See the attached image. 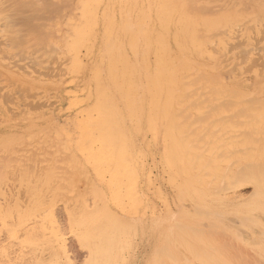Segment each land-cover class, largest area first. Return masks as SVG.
Listing matches in <instances>:
<instances>
[{
    "label": "rangeland",
    "instance_id": "rangeland-1",
    "mask_svg": "<svg viewBox=\"0 0 264 264\" xmlns=\"http://www.w3.org/2000/svg\"><path fill=\"white\" fill-rule=\"evenodd\" d=\"M7 1L0 0V155L7 156L0 158V264H205L220 258L223 248L264 249V0ZM5 17L10 32L3 30ZM9 41L18 44L12 47ZM230 43L240 46L242 59L238 48L229 52ZM174 66L178 76L172 73ZM175 79L179 88L169 97ZM117 125L119 131H112ZM117 133L124 138L117 141ZM19 148L33 150L38 160ZM39 148L46 152L40 155ZM114 152L113 160L97 163L96 155L106 158ZM19 159L31 161V173ZM40 165L52 167L46 173L44 167L35 171ZM62 169L70 174L68 180ZM21 175L29 178L22 181ZM30 179L36 180L32 187ZM48 183L56 185H49L51 192ZM95 192L104 193L106 201ZM53 193L60 201L52 199ZM27 208L43 215L23 221ZM248 235L256 240L251 243ZM156 237L162 246L157 254Z\"/></svg>",
    "mask_w": 264,
    "mask_h": 264
},
{
    "label": "bare ground",
    "instance_id": "bare-ground-1",
    "mask_svg": "<svg viewBox=\"0 0 264 264\" xmlns=\"http://www.w3.org/2000/svg\"><path fill=\"white\" fill-rule=\"evenodd\" d=\"M4 1L6 2V0H4ZM8 1H9V0H8ZM8 1H7V2H8ZM14 1H15V0H14ZM28 1H29V0H28ZM28 1H27V2H28ZM30 1H31V0H30ZM189 1H191V0H189ZM193 1H194V0H193ZM217 1H218V0H217ZM219 1H220V0H219ZM33 2H35V0H34ZM39 2H40V1H39ZM39 2H37V3H39ZM51 2H52V1H51ZM60 2H61V1H60ZM191 2H192V1H191ZM223 2H224V1H223ZM233 2H234V0H233ZM3 3H4V2H3ZM19 3H20V2H19ZM41 3H43V1H42ZM54 3H55V2H54ZM185 3H186V2H185ZM257 3H258V2H257ZM10 4H12V3H10ZM10 4H9V5H10ZM20 4H21V3H20ZM30 4H31V3H30ZM30 4H29V5H30ZM35 4H36V2H35ZM48 4H49V3H48ZM128 4H129V3H128ZM222 4H223V3H222ZM234 4H235V3H234ZM23 5H24V3H23ZM25 5H26V3H25ZM37 5H38V4H37ZM217 5H218V4H217ZM219 5H220V4H219ZM226 5H227V3H226ZM4 6H5V5H4ZM11 6H12V5H11ZM13 6H14V5H13ZM17 6H19V5L16 3V4H15V8H16ZM21 6H22V4H21ZM21 6H20V8H21ZM26 6H27V5H26ZM41 6H42V5H41ZM45 6H47V5L45 4ZM58 6H59V5H58ZM190 6H192V5H190ZM197 6H198V5H197ZM221 6H222V5H221ZM221 6H219V7H221ZM22 7H23V6H22ZM28 7H29V6H28ZM33 7H34V6H33ZM127 7H128V6H127ZM230 7H232V6L230 5ZM8 8H9V7H8ZM10 8H11V7H10ZM189 8H190V7H189ZM201 8H203V7H200V9H201ZM228 8H229V7H228ZM228 8H227V9H228ZM2 9H4V8H2ZM2 9H0V10H2ZM25 9H27V8H25ZM37 9H38V8H37ZM45 9H47V8H45ZM220 9H221V8H220ZM220 9H218V10H220ZM16 10H17V9H16ZM20 10H21V9H20ZM139 10H140V9H139ZM198 10H199V9H198ZM5 11H6V10H5ZM9 11H10V10H9ZM12 11H13V10H12ZM18 11H19V10H18ZM24 11H25V10H24ZM189 11H190V10H189ZM192 11H193V10H192ZM192 11H191V12H192ZM202 11H204V8H203ZM19 12H20V11H19ZM19 12H18V13H19ZM205 12H206V10H205ZM211 12H213V11L211 10ZM211 12H209V13H211ZM215 12H217V10H216ZM22 13H23V12H22ZM47 13H48V12H47ZM136 13H137V12H136ZM201 13H202V12H201ZM203 13H204V12H203ZM7 14H8V13H7ZM30 14H32V13H30ZM34 14H35V13H34ZM36 14H37V13H36ZM36 14H35V15H36ZM39 14H40V13H39ZM207 14H208V13H207ZM213 14H214V12H213ZM5 15H6V14H5ZM12 15L14 16V14H12ZM17 15H18V14H17ZM42 15H43V14H42ZM56 15H58V14H56ZM6 16H7V15H6ZM20 16H22V18H24L23 15H20ZM37 16H38V14L36 15V17H37ZM10 17H11V15H10ZM30 17L32 18V16H30ZM38 17H40V15H39ZM38 17H37V18H38ZM5 18H7V17H5ZM25 18H26V17H25ZM45 18H46V17H45ZM2 19H3V18H1L0 20H2ZM7 19H8V18H7ZM10 19H12V17H11ZM13 19H14V18H13ZM19 19H20V18H19ZM28 19H29V16H28ZM42 19H43V18H42ZM138 19H139V18H138ZM247 19H248V18H247ZM15 20H17V18H16ZM20 20H21V19H20ZM32 20H33V19H32ZM36 20H37V19H36ZM46 20H47V19H46ZM171 20H172V19H171ZM2 21H3V20H2ZM6 21H8V22H5V24H3V25H4V27H3L4 29H3V30H5L6 27H7V26L5 27V25H6L7 23L10 22L9 19L6 20ZM22 21H23V20H22ZM34 21H35V20H34ZM110 21H111V20H110ZM247 21H248V20H247ZM0 22H1V21H0ZM3 22H4V21H3ZM3 22H2V23H3ZM11 22H13V21H11ZM14 22H15V21H14ZM14 22H13V23H14ZM25 23H26V22H25ZM28 23H29V22H28ZM110 23H111V22H110ZM242 23H243V22H242ZM242 23H241V24H242ZM0 24H1V23H0ZM23 24H24V22H23ZM40 24H41V23H39V25H40ZM262 24H263V23H262ZM13 25H14V24H13ZM15 25H16V23H15ZM15 25H14V26H15ZM17 25L19 26V24H17ZM21 25H22V24H21ZM33 25H34V24H33ZM112 25H113V24H112ZM126 25H127V24H126ZM8 26H9V25H8ZM11 26H12V23H11ZM37 26H38V25H37ZM50 26H51V25H50ZM128 26H129V25H128ZM238 26H239V25H238ZM250 26H251V25H250ZM22 27H23V26H22ZM26 27H27V26H26ZM34 27H36V26H34ZM247 27H248V26H247ZM261 27H262V26H261ZM0 28L2 29V24H1V27H0ZM8 28H9V27H8ZM32 28H33V27H32ZM32 28H31V29H32ZM121 28H123V27H121ZM128 28H129V27H128ZM130 28H131V26H130ZM236 28H237V27H236ZM250 28H251V27H250ZM12 29H13V28H12ZM19 29H20V28H19ZM163 29H164V28H163ZM197 29L199 30L200 27L197 28ZM233 29H234V28H233ZM258 29H260V28H258ZM124 30H126V28H125ZM234 30H235V29H234ZM262 30H264V29H262ZM0 31H1V30H0ZM8 31H9V32L11 31L10 28L8 29ZM8 31H7V29H6V32H8ZM15 31H16V30H15ZM28 31H30V29H29ZM28 31H27V32H28ZM126 31H127V30H126ZM132 31H133V30H132ZM199 31H200V30H199ZM199 31H198V32H199ZM225 31H226V30H225ZM50 32H51V31H50ZM114 32H115V31H114ZM220 32H221V31H220ZM1 33H2V31H1ZM4 33H5V31H4ZM51 33H52V32H51ZM224 33H225V32H224ZM261 33H262V32H261ZM7 34H9V33H7ZM40 34H41V33H40ZM215 34L217 35V33H215ZM221 34H223V32H222ZM233 34H234V33H233ZM2 35H3V34H2ZM15 35H16V34H15ZM38 35H39V34H38ZM52 35H53V34H52ZM129 35H131V34H129ZM211 35H212V34H211ZM224 35H225V34H224ZM234 35H237V37H238V34H237L236 32H235ZM24 36H25V35H24ZM149 36H150V35H149ZM213 36H214V35H213ZM213 36H212V37H213ZM225 36H226V35H225ZM10 37H11V35H10ZM10 37H7V38L9 39ZM13 37H14V35H13ZM15 37H16V36H15ZM15 37H14V38H15ZM18 37H19V35H18ZM197 37H198V36H197ZM199 37H200V36H199ZM206 37L210 38L209 35L206 36ZM212 37H211V38H212ZM252 37H253V36H252ZM14 38L11 37V40H14ZM16 38H17V37H16ZM155 38H156V37H155ZM214 38H215V36H214ZM214 38H213V39H214ZM229 38H231V37H229ZM232 38H234V37H232ZM243 38H244V37H243ZM18 39H19V38H18ZM20 39H21V38H20ZM45 39H46V38H45ZM131 39H132V38H131ZM250 39H251V38H250ZM9 40H10V39H9ZM16 40H17V39H16ZM16 40H15V41H16ZM132 40H133V39H132ZM158 40H159V43H160V41H161V42L163 41L162 39L160 40V38H158ZM234 40H235V38H234ZM254 40H255V39H254ZM260 40H261V39H260ZM7 41H8V40H7ZM15 41H14V42H15ZM22 41H23V40H22ZM127 41H128V40H127ZM155 41H156V39H155ZM204 41H205V40H204ZM214 41H215V40H214ZM237 41H238V39H237ZM237 41H236V42H237ZM239 41H241V40H239ZM257 41H259V40H256L255 43H256ZM0 42H1V40H0ZM12 42H13V41H12ZM12 42L9 41V43H10L9 45H13L14 43H12ZM224 42H225V41H224ZM243 42H244V41H243ZM243 42H240V43L237 42V44H239V45L242 44V45H243ZM2 43H3V42H2ZM7 43H8V42H7ZM11 43H12V44H11ZM16 43L18 44V42H16ZM47 43H48V42H47ZM206 43H207V42H206ZM213 43H215V42H213ZM213 43H212V44H213ZM225 43H226V42H225ZM255 43H254V44H255ZM17 44H14V45H17ZM19 44H20V43H19ZM210 44H211V43H210ZM226 44H227V43H226ZM233 44H234V43H233ZM233 44L230 43V45H232V47H230V46H228L229 48L227 47L228 50H229V52H230V49H231V48H232V49L235 48V47H236V48H238V47L240 48V46H237L236 43L234 44V46H233ZM4 45H5V44H4ZM14 45H13L12 47H14ZM151 45H152V44H151ZM158 45H159V44H158ZM176 45H177V43H176ZM227 45H229V43H228ZM7 46H8V44H7ZM159 46L161 47L160 49L163 48L161 44H160ZM250 46H251V45H250ZM253 46H254V45H253ZM255 46H256V44H255ZM12 47H11V48H12ZM151 47H152V46H151ZM157 47H158V46H157ZM157 47H156V48H157ZM242 47H243V46H242ZM236 48H235V49H236ZM239 48H238V50H239ZM253 48H254V47H253ZM257 48H258V47H257ZM33 49H34V48H33ZM44 49H45V47H44ZM151 49L153 50V47H152ZM213 49H214V47H213ZM213 49H212V50H213ZM242 49L244 50V48H242ZM250 49H251V48H250ZM99 50H100V49H99ZM248 50H249V49H248ZM252 50H255V49H252ZM259 50H262V47H261V49L259 48ZM0 51H1V50H0ZM35 51H38V50H37V49H36V50H33L34 53H35ZM49 51H50V49H49ZM54 51H55V50H54ZM213 51H214V50H213ZM213 51H212V52H213ZM249 51H250V50H249ZM22 52H24V51H22ZM33 52H32V53H33ZM45 52H46V50H45ZM242 52H243V51H240V50H239V57H240L241 59H242V56L244 55V54H243L244 52H243V53H242ZM16 53H17V52H16ZM24 53H25V52H24ZM34 53H33V56H34ZM132 53H133V52H132ZM241 53H242L243 55H242ZM245 53H247V51H246ZM254 53H255V52H254ZM256 53H257V52H256ZM26 54H29V53L27 52ZM40 54H41V53H40ZM217 54H218V53H217ZM240 54H241L242 56H241ZM252 54H253V53H252ZM23 55H24V54H23ZM121 55H122V54H121ZM223 55H224V54H223ZM234 55H235V54H234ZM3 56L5 57V55H3ZM11 56H12V55H10V57H11ZM17 56H18V55H17ZM39 56H40V55H39ZM39 56H38V57H39ZM45 56H47V55H45ZM48 56H49V55H48ZM224 56H225V55H224ZM258 56H260V55H258ZM4 57H3V58H4ZM23 57H24V56H23ZM23 57H21V59H22ZM29 57H30V56H29ZM35 57H36V56H35ZM35 57H34V58H35ZM53 57H54V56H53ZM162 57H163V55H162ZM229 57H230V56H229ZM229 57H228V59H229ZM235 57H236V56H235ZM243 57H244V56H243ZM246 57H248V56H246ZM256 57H257V56H256ZM261 57H262V56H261ZM39 58H40V57H39ZM44 58H45V57H44ZM167 58H168V56H167ZM252 58H253L252 61H255L254 57H252ZM26 59H27V58H26ZM36 59H38V58H36ZM49 59H50V58H49ZM51 59H52V58H51ZM66 59H67V58H66ZM168 59H169V58H168ZM222 59H223V58H222ZM228 59H227V60H228ZM243 59H245V58H243ZM246 59H247V58H246ZM64 60H65V59H64ZM125 60H126V59H125ZM249 60H250V59H249ZM256 60H257V58H256ZM261 60H262V59H261ZM261 60H259V61H261ZM41 61L44 62L43 59H42V60H39V62H40L39 64H40V65H41V63H42ZM53 61H54V60H52V62H53ZM110 61H111V59H110ZM126 61H127V60H126ZM223 61H224V60H223ZM225 61H226V59H225ZM239 61H240V60H239ZM250 61H251V60H250ZM250 61H249V63H250ZM12 62H13V61H12ZM34 62H35V61H34ZM59 62H60V61H59ZM15 63H16V62H15ZM57 63H58V62H57ZM131 63H132V62H131ZM251 63H255V62H251ZM16 64H17V63H16ZM36 64H37V63H36ZM239 64H240V63H239ZM258 64H259V63H258ZM258 64H257V65H258ZM6 65H7V64H6ZM12 65H13V64H12ZM14 65H15V64H14ZM14 65H13V66H14ZM22 65H23V64H22ZM31 65H34V64L31 63ZM50 65H51V64H50ZM122 65H123V64H122ZM225 65H226V64H225ZM259 65H260V64H259ZM28 66H29V65H28ZM46 66H47V65H46ZM172 66H173V65H172ZM246 66H247V65H246ZM248 66H249V65H248ZM35 67H36V66H35ZM38 67H40V66H38ZM59 67H60V66H59ZM112 67H113V66H112ZM232 67H233V66H232ZM257 67H258V66H257ZM261 67H263L262 64H261ZM261 67H260V68H261ZM8 68H9V67H8ZM10 68H11V67H10ZM20 68H21V67H20ZM31 68H32V67H31ZM40 68H41V67H40ZM46 68H47V67H44V69H46ZM122 68H126V67H122ZM128 68H130V67H128ZM169 68H170V67H169ZM240 68H242V67H240ZM243 68H245V67H243ZM49 69H51V68H49ZM52 69H53V68H52ZM132 69H133V68H132ZM161 69H162V68H161ZM233 69H234V68H233ZM249 69H250V68H249ZM257 69H258V68H257ZM261 69H263V68H261ZM20 70H22V69H20ZM125 70H126V69H125ZM150 70H151V69H150ZM169 70H170V69H169ZM195 70H196V69H195ZM14 71H15V70H14ZM22 71H23V70H22ZM36 71H37V70H36ZM36 71H35V72H36ZM177 71H178L177 68L174 66L173 69H172V73H173L174 76H175V75L178 76V72H177ZM183 71H184V70H183ZM245 71H246V70H245ZM260 71H261V70H260ZM39 72H40V71H39ZM137 72H138V71H137ZM160 72H161V71H160ZM247 72H248V70H247ZM249 72H250V71H249ZM27 73H28V72H27ZM59 73H60V72H59ZM162 73H163V72H162ZM190 73H192V72H190ZM190 73H189V74H190ZM228 73H229V71H228ZM258 73H259V72H258ZM48 74H50V73H48ZM192 74H193V73H192ZM220 74H221V72H220ZM38 75H39V73H38ZM42 75H44V73H42ZM59 75H60V74H59ZM62 75H63V74H62ZM121 75H122V74H121ZM133 75H134V73H133ZM160 75H161V74H160ZM136 76H137V75H136ZM163 76H164V75H162L161 78H163ZM183 76H184V75H182V77H183ZM197 76H198V75H197ZM206 76H207V75H206ZM208 76H209V75H208ZM208 76H207V77H208ZM127 77H128V76H127ZM129 77H130V75H129ZM138 77H139V75H138ZM182 77H181V78H182ZM184 77H185V76H184ZM184 77H183V78H184ZM102 78H103V77H102ZM136 78H137V77H136ZM194 78H195V77H194ZM201 78H202V76H201ZM210 78H211V77H210ZM229 78H230V77H229ZM125 79H128V78H125ZM178 79H179V78H178ZM1 80H2V79H1ZM136 80L138 81L139 78L136 79ZM136 80H135V81H136ZM197 80H198V78H197L195 81L197 82ZM207 80H208V79H207ZM128 81H129V80H128ZM193 81H194V79H192L190 82H193ZM183 82H184V81H183ZM183 82H182L181 84H184ZM185 82H186V81H185ZM188 82H189V81H188ZM203 82H204V81H203ZM208 82H209V81H208ZM212 82H213V81H212ZM123 83H124V82H123ZM131 83H132V81H131ZM135 83H137V82H134V84H135ZM146 84H147V83H146ZM185 84H187V83H185ZM189 84H190V83H189ZM195 84H196V83H195ZM195 84H194V82H193V85H195ZM200 84H201V83H200ZM209 84H210V83H209ZM129 85H130V83H129ZM135 85H136V84H135ZM211 85H212V84H211ZM127 86H128V83H127ZM137 86H138V85H137ZM200 87H201V86H200ZM204 87H206V86H204ZM204 87H203V88H204ZM1 88H2V87H1ZM1 88H0V89H1ZM157 88H158V86H157ZM178 88H179V83H178L177 79H175V85H172V86L167 90V94H168V96H169V97H172L173 95H172L171 91H172L173 89H178ZM195 88H196V87H195ZM198 88H199V86H198ZM106 89H107V88H106ZM106 89H105V90H106ZM127 89H128V88H127ZM132 89L134 90V86H133ZM165 89H166V87H165ZM23 90L28 91L26 88L23 89ZM23 90L20 89L21 92H22ZM125 90H126V89H125ZM130 90H131V88H130ZM13 91H15V90H13ZM17 91H18V90H17ZM17 91H16V92H17ZM191 91H192V90H191ZM18 92H19V91H18ZM152 92H153V90H152ZM155 92H156V91H155ZM178 92H179V90H178ZM194 92H195V90H194ZM212 92H213V91H212ZM27 93H28V92H27ZM34 93H35V92H34ZM107 93H108V91H107ZM134 93H135V92H134ZM185 93H187V92H185ZM191 93H192V92H191ZM191 93H190V94H191ZM208 93H209V92H208ZM19 94H20V93H18V95H19ZM155 94H156V93H155ZM169 94H170V95H169ZM190 94H189V96H190ZM10 95H13V94H10ZM16 95H17V93H16ZM23 95H24V94H23ZM27 95L29 96V94H27ZM31 95H32V94H31ZM182 95H183L182 97L185 98V96H184L185 94H182ZM191 95H192V94H191ZM193 95H194V94H193ZM208 95H209V94H208ZM5 96H6V94H5ZM20 96H22V94H20ZM20 96H19V97H20ZM109 96H110V95L107 94V97H106V98H108ZM225 96H226V95H225ZM0 97H1V95H0ZM9 97H10V96H9ZM11 97H12V96H11ZM17 97H18V96H17ZM33 97H34V96H33ZM44 97H45V96H44ZM186 97H188V96H186ZM198 97H199V96H198ZM136 98H137V97H136ZM203 98H204V97H203ZM213 98H214V97H213ZM85 99H86V98H85ZM194 99H195V98H194ZM204 99H206V98H204ZM19 100L22 101V98L20 97ZM23 100H24V99H23ZM105 100H106V99H105ZM107 100H109V98H108ZM107 100H106V101H107ZM195 100H196V99H195ZM85 101H86V100H85ZM178 101H179V100H178ZM180 101H181V100H180ZM180 101H179V102H180ZM202 101H203V100H202ZM225 101H226V100H225ZM8 102H9V100H8ZM28 102H29V101H28ZM220 102H221V101H220ZM226 102H227V101H226ZM238 102H239V101H238ZM9 103H10V102H9ZM12 103H13V102H12ZM15 103H16V102H15ZM41 103H42V102H41ZM109 103H110V102L107 101V104H109ZM18 104H19V103H18ZM22 104H23V103H22ZM30 104H31V103H30ZM43 104H44V103H43ZM107 104H106V106H107ZM193 104H194V103H193ZM222 104H223V102H222ZM41 105H42V104H41ZM48 105H50V104H48ZM110 105H111V107H112V104H111V103H110ZM190 105H191V104H190ZM196 105H197V104H196ZM50 106H51V105H50ZM106 106H105V107H106ZM114 106H115V105H114ZM145 106H146V105H145ZM206 106H209V105H206ZM213 106H214V105H213ZM7 107H8V106H7ZM37 107H38V106H37ZM111 107H110V109H111ZM139 107H140V106H139ZM211 107H212V106H211ZM17 108H18V107H17ZM20 108H22V107H20ZM20 108H19V109H20ZM80 108H82V107H80ZM102 108H104V107H102ZM118 108H119V107H118ZM186 108H187V107H185V109H186ZM212 108H213V107H212ZM223 108H224V107H223ZM225 108H226V107H225ZM33 109H34V108H33ZM104 109H105V108H104ZM136 109H137V108H136ZM183 109H184V108H183ZM213 109H214V108H213ZM215 109H216V108H215ZM218 109H219V107H218ZM8 110H9V109H8ZM216 110H217V109H216ZM20 111H21V110H20ZM104 111H105V110H104ZM118 111H119V110H118ZM121 111H122V110H121ZM10 112H11V111H10ZM23 112H25V111L23 110ZM113 112H114V111H113ZM119 112H120V111H119ZM135 112H136V111H135ZM152 112L154 113V110H152ZM11 113H12V112H11ZM15 113H16V112H15ZM108 113H109V112H108ZM115 113H116V112H114V114H115ZM116 114H117V113H116ZM137 114H138V113H137ZM208 114H209V113H208ZM2 115H3V114H2ZM12 115H13V114H12ZM19 115H20V114H19ZM91 115H92V114H91ZM151 115H152V114H151ZM204 115H206V114H204ZM14 116L16 117L17 115H14ZM94 116H95V115H94ZM115 116H118V115H115ZM120 116H121V114H120ZM123 116H124V115H123ZM152 116H153V115H152ZM207 116H208V115H207ZM6 117H7V116H6ZM10 117H11V116H10ZM185 117H186V116H185ZM195 117H196V116H195ZM229 117H230V116H229ZM229 117H228V118H229ZM11 118H12V117H11ZM108 118H109V117H108ZM113 118H114V117H113ZM119 118H120V117H119ZM121 118H122V120L125 121L124 117H121ZM186 118H187V117H186ZM193 118H194V117H193ZM228 118H227V119H228ZM106 119H107V118H106ZM183 119H184V118H183ZM117 120H119V119H117ZM184 120H185V119H184ZM193 120H194V119H193ZM198 120H199V118H198ZM200 120H201V119H200ZM113 121H114V120H113ZM120 121H121V119H120ZM120 121H119V122H120ZM133 121H135V120H133ZM217 121H218V120H217ZM219 121H220V120H219ZM102 122H103V121H102ZM114 122H115V121H114ZM208 122H209V121H208ZM226 122H227V121H226ZM124 123H125V122H124ZM124 123H123V124H124ZM224 123H225V122H224ZM84 124H85V123H84ZM118 124H119V123H118ZM121 124H122V123H121ZM121 124H120V125H121ZM137 124H138V123L135 122V125H137ZM147 124H148V123H147ZM189 124H190V123H189ZM120 125H117L118 128H117V126H115V128L112 127V128H114V129H112V131H114L115 129H116L115 131H117V130L119 129V126H120ZM145 125H146V124H145ZM210 125H211V124H210ZM95 126H96V125H95ZM31 127H33V126L31 125ZM84 127H85V125H84ZM126 127H128V126H126ZM142 127H143V125H142ZM82 128H83V127H82ZM85 128H86V127H85ZM87 128H88V127H87ZM103 128H104V127H103ZM110 128H111V126H110ZM121 128H122V126H121ZM123 128L125 129V127H123ZM123 128H122V129H123ZM186 128H187V127H186ZM5 129H6V128H5ZM29 129H31V128H29ZM49 129H50V127H49ZM128 129H129V127H128ZM145 129H146V128H145ZM193 129H194V128H193ZM202 129H203V128H202ZM51 130H52V129H51ZM143 130H144V128H143ZM146 130H147V129H146ZM186 130H187V129H186ZM118 131H119V130H118ZM118 131H117V132H118ZM123 131H124V130H123ZM128 131L130 132V129H129ZM128 131H127V132H128ZM190 131H192V130H190ZM206 131H207V130H206ZM47 132H48V131H47ZM75 132H76V131H75ZM145 132H146V131H145ZM71 133H73V132H71ZM108 133H109V132H108ZM112 133H113V132H112ZM120 133H122V135H123V132L120 131ZM146 133H147V132H146ZM146 133H145V136H146ZM190 133H191V132H190ZM210 133H211V132H210ZM114 134H115V133H114ZM124 134H125V133H124ZM147 134H149V133H147ZM203 134H204V133H203ZM213 134H214V133H213ZM12 135H13V134H12ZM72 135H73V134H72ZM95 135H96V134H95ZM126 135H127V134H126ZM183 135H184V134H183ZM9 136H11V135H8V137H9ZM49 136H50V135H49ZM231 136H232V135H231ZM50 137H51V136H50ZM78 137H79V136H78ZM118 137H119V136H118V133H117V138H118ZM182 137H184V136H182ZM39 138H40V137H39ZM39 138H38V139H39ZM91 138H92V136H91ZM117 138H116V139H117ZM122 138H124V137H122ZM122 138H121V139L118 138L117 141L122 140ZM125 138H126V137H125ZM5 139H7V138H5ZM114 139H115V138H114ZM126 139H127V138H126ZM129 139H131V138H130V135H129ZM146 139H147V138H146ZM193 139H194V137H193ZM33 140H34V139H33ZM147 140H148V142H149V139H147ZM200 140H201V139H200ZM72 141H73V140H72ZM72 141H71V142H72ZM95 141H96V140H95ZM95 141H94V143H96ZM109 141H110V140H109ZM111 141L113 142L114 140H111ZM115 141H116V140H115ZM115 141H114L113 145L115 144ZM32 142H34V141H32ZM35 142H36V140H35ZM37 142H38V141H37ZM47 142H48V141H47ZM126 142L128 143L129 141H126ZM131 142H132V141H131ZM207 142H208V141H207ZM39 143H40V142H39ZM39 143H38V144H39ZM55 143H57V142H55ZM91 143H92V142H91ZM116 143H117V142H116ZM145 143H146V142H145ZM22 144H24V142H23ZM26 144H27V143H26ZM97 144H98V143H97ZM110 144L112 145L111 142H110ZM131 144H132V143H131ZM148 144H149V143H148ZM150 144H151V141H150ZM17 145H18V144H17ZM17 145H16V146H17ZM51 145H52V144H51ZM51 145H50V146H51ZM60 145H62V144H60ZM93 145H94V144H93ZM128 145H129V144H128ZM128 145L126 144L125 147H128V148H129ZM138 145H139V144H138ZM29 146H30V144H29ZM32 146H34V145L32 144ZM50 146H49V147H50ZM52 146H53V145H52ZM135 146H136V145H135ZM144 146H145V144H144ZM150 146H151V145H150ZM7 147H8V146H7ZM23 147L25 148V146H23ZM23 147L21 146V148H23ZM41 147H42V145L40 146V148H41ZM81 147H82V146H81ZM14 148H16V147H12L11 149H13L14 151H16ZM21 148H19V151L22 150ZM36 148H37V147H35V151L37 150ZM40 148H39V150H41ZM90 148H92V145H91V144H90ZM97 148H99V146H98V147H97V146L94 147L93 150L96 149V151L98 152V149H97ZM113 148H116V147H113ZM121 148H122V146H121ZM145 148H146V147H145ZM150 148H151V147H150ZM150 148H149V149H150ZM199 148H200V147H199ZM16 149H17V148H16ZM42 149H45V148L42 147ZM81 149H82V148H80V150H81ZM105 149H106V148H105ZM117 149H118V148H117ZM123 149H125V148H123ZM23 150H24V151H27V153H28V151L31 152V153H30V154H31V157H30V158L32 159V157H33V156H32V153H34V151H33V150L31 151L29 148H28L27 150H26V149H23ZM23 150H22V151H23ZM39 150H38V151H39ZM45 150H46V149H45ZM45 150H41V152L39 151V152L41 153L40 155H42V151H45ZM83 150H86V149H83ZM83 150H82V151H83ZM93 150H92V151H93ZM106 150H107V149H106ZM115 150H116V149H115ZM125 150H126V149H125ZM46 151H47V150H46ZM46 151H45V152H46ZM54 151H55V150H54ZM57 151H58V150H57ZM87 151H88V150H87ZM89 151H90V150H89ZM99 151L102 152V150H99ZM39 152H38V153H39ZM47 152H49V151H47ZM51 152H52V151H51ZM51 152H50V153H51ZM59 152H60V151H59ZM80 152H81V151H80ZM144 152H145V151H144ZM147 152H148V150H147ZM151 152H152V151H151ZM17 153H18V150H17ZM50 153H49V154H50ZM77 153H79V152H77ZM98 153H99V152H98ZM98 153H96V154H98ZM131 153L134 154V156H135V152L133 153V151H132ZM131 153H130V154H131ZM35 154H36V152H35ZM45 154H47V153H45ZM49 154H48V156H49ZM126 154H127V153H126ZM140 154H141V153H140ZM28 155H29V154H28ZM38 155H39V154H38ZM38 155H37V156H38ZM65 155H66V158L68 159V154H65ZM86 155H88V154H86ZM101 155H102V154H98V155H96V156L99 158V159H98V158L96 157V158H97V163H98V160H103V159L106 160L107 158H109V159L111 158L110 160H113L112 157H113V156H116L115 152L111 155V157L102 158ZM117 155H118V154H117ZM0 156H1V155H0ZM8 156H9V154H8ZM19 156H21V155H19ZM22 156L25 157L24 155H22ZM29 156H30V155H29ZM29 156H26V157H27L28 160H31V159L29 158ZM57 156H58V155H57ZM59 156H60V155H59ZM59 156H58V158H59ZM99 156H100V157H99ZM102 156H103V155H102ZM2 157H3V156H1L0 158H2ZM4 157H5V158H4ZM4 157H3V158L6 159L7 156H4ZM9 157H10V156H9ZM9 157H8V159H9ZM44 157H45V156H44ZM54 157H55V156H54ZM60 157H62L61 160L64 159L63 156H60ZM64 157H65V156H64ZM3 158H2V160H3ZM47 158H48V157H47ZM47 158H46V160H47ZM100 158H102V159H100ZM115 158H116V157H115ZM134 158L136 159V157H134ZM134 158H133V159H134ZM12 159H13V157H12ZM12 159H11V160H12ZM14 159H15V158H14ZM14 159H13V160H14ZM27 159H26V160H27ZM33 159H34V157H33ZM59 159H60V158H59ZM17 160H18V159H17ZM17 160H14V161H17ZM22 160H23V159H22ZM22 160L19 159V161H21V162L25 161V160H23V161H22ZM28 160H27V161H28ZM34 160H38V157H36V159H34ZM39 160L45 161V159L43 160V157H42V159H39ZM48 160H50V158H48ZM48 160H47V162H48ZM81 160H82V159H81ZM42 161H40V162H42ZM55 161L57 162V158H56ZM69 161H70V160H69ZM12 162H13V161H12ZM38 162H39V161H38ZM58 162H59V160H58ZM80 162H81V161H80ZM82 162H83V161H82ZM93 162H95V159H94ZM112 162H113V161H112ZM130 162H132V160H131ZM135 162H137V160H136ZM142 162H143V161H142ZM23 163H24V162H23ZM113 163H114V162H113ZM21 164H22V163H21ZM21 164H20V165H21ZM36 164H37V161L35 162V165H36ZM130 164H131V166H132V163H130ZM22 165L26 166L27 169H28V166L31 165V161H30V165H28V163H27V164L24 163V164H22ZM27 165H28V166H27ZM82 165H83V164H82ZM108 165H109V164H108ZM204 165H205V164H204ZM13 166H14V165H13ZM32 166H33V165H31L30 167H32ZM40 166H41V167H40ZM40 166H39V167L37 166V169H36V166H35V169H34V170H35V171H36V170L39 171V169H40V171H41V169L44 167V165H40ZM125 166H126V164H125ZM133 166H134V165H133ZM133 166H132V167H133ZM137 166L139 167V164H137ZM48 167L51 168L52 166L50 167V165H48V166H47V169H48ZM83 167H84V165H83ZM138 167H137V168H138ZM13 168H14V167H13ZM13 168H12V169H13ZM32 168H33V167H32ZM32 168L28 169V170H30V173H31V169H32ZM56 168H58V167H55L54 169H56ZM59 168H65V167H59ZM85 168H86V167H85ZM134 168H135V167H134ZM137 168H135V170H136ZM15 169H16V168H15ZM15 169H14V170H15ZM44 169H45V167H44ZM44 169H42V170L44 171ZM47 169H45V173H46ZM54 169H53V170H54ZM83 169H84V168H83ZM86 169H87V168H86ZM86 169H85V170H86ZM108 169H109V168H108ZM192 169H193V168H192ZM16 170H19V169H16ZM22 170H23V169H22ZM24 170H25V169H24ZM24 170H23V172L26 173V171H24ZM28 170H27V171H28ZM62 170H64V169H62ZM127 170H128V169H126V171H127ZM138 170H139V168H138ZM138 170H137V171H138ZM35 171H34V176H35V174H36V176L38 177V172L35 173ZM48 171H50V169H49ZM65 171H67V170H64V173L67 174L68 172H65ZM78 171H79V170H78ZM82 171H83V170H82ZM86 171H87V170H86ZM126 171H125V172H126ZM137 171H136V172H137ZM23 172L21 173V172L19 171V175H20V174L25 175V173H23ZM74 172H76V171H74ZM84 172H85V171H84ZM92 172H93V171H92ZM105 172H108V171L106 170ZM105 172H104V173H105ZM130 172H131V171H130ZM139 172H140V170H139ZM8 173H9V172H8ZM54 173H56V172H54ZM54 173H52V174H54ZM57 173H58V172H57ZM70 173H71V172H70ZM80 173H82V172H80ZM87 173H88V172H87ZM102 173H103V172H102ZM133 173H134V171H133ZM27 174H28V172H27ZM27 174H26V176H28ZM42 174H43V173H42ZM42 174H40V175H42ZM78 174H79V173H78ZM124 174H125V173H124ZM71 175H72V174H71ZM75 175H76V174H75ZM107 175H108V173H107ZM138 175H139V174H138ZM30 176H31V174H30ZM34 176H33V177H34ZM36 176H35L34 178H37ZM46 176L48 177V173L46 174ZM100 176H101V175H100ZM133 176H134V175H133ZM139 176H140V175H139ZM19 177H20V176H19ZM22 177H23V176L21 175L20 180L23 179ZM54 177H55V176H53V178H54ZM58 177H59V176H57V178H58ZM60 177H63V176L61 175ZM68 177H70V174H69V173H68V176L66 177L67 180H68ZM88 177H89V176H88ZM88 177H87V178H88ZM27 178H29V177H27ZM27 178H26L25 180H27ZM31 178H32V177H31ZM45 178H46V177H45ZM45 178H44V179H45ZM63 178H64V177H63ZM87 178H86V181H87ZM89 178H90V177H89ZM111 178H112V176H111ZM111 178H109V179H111ZM10 179H11V178H10ZM41 179H43V177H42ZM41 179H40V181H39L38 183H41V181H42ZM46 179H47V178H46ZM48 179H51V177L49 176ZM75 179H76V178L74 177V179H73L74 183H75ZM106 179H107V178H106ZM109 179H108V180H109ZM139 179H140V177H139ZM139 179H138V181H139ZM14 180H15V179H14ZM14 180H13V181H14ZM25 180L23 179L22 181H25ZM30 180H31V179H30ZM30 180H29V182L31 183V186H30V187H32L33 182H35L36 180H35V181H33V179H32L31 181H30ZM63 180H64V179H63ZM63 180H62V181H63ZM65 180H66V179H65ZM22 181H21V184L23 183ZM44 181H45V180H44ZM53 181H54V179L51 180V183H52ZM77 181H78V180H77ZM89 181H90V180H89ZM89 181H88V182H89ZM120 181H121V180H120ZM123 181L125 182V185H126V184H127L126 179L123 180ZM57 182H58V181H57ZM82 182H83V181H82ZM95 182H96V181H95ZM27 183H28V182H27ZM42 183H43V182H42ZM54 183H55V181H54ZM58 184H60V183H58ZM87 184H88V183H87ZM95 184H96V183H95ZM107 184L110 185V183H108V182H107ZM107 184H106V185H107ZM36 185H37V184H36ZM38 185H40L39 187H41L40 189L43 191L44 185H43V186H41V184H38ZM49 185L54 186L55 184H50V183H48V186H46V185H45V186H46V187H49ZM60 185H61V184H60ZM60 185H58L59 187H58L57 189H59V188L61 187ZM62 185H63V184H62ZM131 185H132V184H130V187H132ZM136 185H137V184H136ZM139 185H140V184H139ZM7 186H8V185H7ZM9 186H10V185H9ZM15 186H16V185H15ZM18 186H19V185H18ZM22 186H23V184H22ZM55 186H56V185H55ZM96 186H97V185H96ZM111 186H113V187L115 188L114 183H112ZM26 187H27V186H26ZM42 187H43V188H42ZM128 187H129V186H128ZM9 188H10V187H9ZM27 188H28V189H26V196H25L26 198L24 197V195H23V197L20 196V195L23 194V191H24L23 188H22V189H23L22 194H20V195L18 194L21 198H25L26 201H27V196L29 197V195H27V193H28L27 191H30V190H29L30 188H29V187H27ZM37 188H38V187H36V190H37ZM49 188H50V190H48V191L51 192V190H52L51 188H52V187L50 186ZM62 188H63V186H62L60 189H62ZM65 188H66V187H65ZM65 188H64V189H65ZM101 188H103V187H101ZM105 188L107 189V187H105ZM111 188H112V187H111ZM123 188H124V187H123ZM134 188H135V187H134ZM138 188H139V187H138ZM138 188H137V189H138ZM4 189H5V188H4ZM20 189H21V186H20ZM40 189H39V190H40ZM45 189H47V188H45ZM82 189H83V188H82ZM118 189H119V187H118ZM132 189H133V188H132ZM84 190H85V189H84ZM123 190H124V189H123ZM128 190H129V188H128ZM140 190H141V189H139V191L137 190L138 193L141 192ZM18 191H20V190H18ZM68 191H69V189H68ZM116 191H117V189L115 190V192H116ZM38 192H41V191H38ZM115 192H114V193H115ZM19 193H20V192H19ZM33 193H34V192H33ZM36 193H37V192H36ZM41 193H42V192H41ZM55 193H57V192H55ZM55 193H53V195H52L53 198H52V197H51V198H52V199L57 198V199L60 201V198H61V197L59 198L58 195H56V197H54ZM84 193H85V192H84ZM106 193H107V192H106ZM108 193H109V192H108ZM118 193H120V191H119ZM121 193H122V192H121ZM121 193H120V196H121ZM28 194H29V193H28ZM57 194H60V193H57ZM80 194H81V192H80ZM95 194H98V195H99V196L97 195V196L99 197L98 200H101V201H103V202L106 201V196H105V198L102 197V196H104V193H103V195H100L99 193L95 192ZM95 194L93 193V195H95ZM126 194H127V193H126ZM33 195H35V194H33ZM41 195H42V194H41ZM41 195H40V196H41ZM61 195H62V194H61ZM74 195H75V194H74ZM74 195H72V197H74ZM84 195H85V194H84ZM109 195H110V193H109ZM128 195H129V194H127V196H126L127 198H129ZM138 195H139V194H138ZM37 196H38V193H37V195H36L35 197L33 196L34 199H35ZM100 196H101V197H100ZM44 197H45V196H44ZM72 197H71V198H72ZM92 197H93V196H92ZM109 197H110V196H109ZM112 197H113V195H112ZM114 197H115V196H114ZM121 197H122V196H121ZM18 198H19V197H18ZM21 198H20V199H21ZM63 198H64V200H61V201L64 202V201H65V198H67V197H66V196H63ZM68 198H69V196H68ZM71 198H69V199H71ZM95 198H97V197L95 196ZM100 198H103V199H100ZM130 198H131V197H130ZM130 198H129V200H127V202H128V201H131ZM136 198H137V197H136ZM142 198H143V196H142ZM14 199H15V198H14ZM34 199L32 198L31 200H34ZM37 199H38V198H37ZM57 199H55V200L57 201ZM107 199H108V197H107ZM114 199L117 200L118 197H117V198L115 197ZM114 199H109V201L111 202V200L113 201ZM120 199H121V198H120ZM11 200H12V199H11ZM17 200H18V199H17ZM35 200H36V199H35ZM35 200H34V201H35ZM39 200H41V199H39ZM66 200H67V199H66ZM116 200H115V202H116ZM122 200H123V197H122V199H121V203H122ZM21 201H22V200H21ZM21 201H20V202H21ZM23 201H25V200H23ZM87 201H89V200H87ZM117 201H119V199H118ZM107 202H108V200H107ZM107 202H106V203H107ZM127 202H126V203H127ZM15 203H16V201H15ZM15 203H14V204H15ZM23 203H25V202H23ZM29 203H31V202H29ZM51 203H53V201H52ZM78 203H79V202H78ZM119 203H120V201H119ZM129 203H130V202H129ZM133 203H134V201H133ZM108 204H109V203H108ZM111 204H112V203H111ZM111 204H109V205H111ZM114 204H115V203H114ZM127 204H128V203H127ZM31 205H33V202L31 203ZM31 205H30V207H31ZM120 205H121V204H120ZM123 205H124V204H123ZM123 205H121V206H123ZM140 205H141V204H140ZM0 206H1V205H0ZM59 206H60V205H59ZM70 206H71V205H70ZM93 206H94V205H93ZM114 206H116V204H115ZM114 206H113V207H114ZM117 206H118V205H117ZM130 206H131V205H130ZM21 207H22V206H21ZM30 207H29V208H30ZM61 207H62V206H61ZM109 207H110V206H109ZM118 207H119V206H118ZM144 207H145V206H144ZM2 208H3V207H0V220H1L2 218H4V217H2V216H3V215H2V214H3V211H2L3 209H2ZM42 208H43V207H42ZM11 209H12V208H11ZM13 209H14V208H13ZM102 209H103V208H102ZM108 209L110 210V208H108ZM15 210H16V209H15ZM22 210H23V209H22ZM26 210H27V212H25ZM26 210L23 211V212H25V214H23V221H26V220L28 221V220H30V219H34V221H36V220H35L36 217H38V216L40 217L41 215H43V214L37 215V214H39V213L33 211L32 209H29V210H28V208H27ZM42 210H43V209H42ZM45 210H46V209H45ZM111 210H112V207H111ZM17 211H18V209H17ZM36 211H38V210H36ZM121 211H124V212H125V210H121ZM105 212H106V211H105ZM36 213H37V214H36ZM56 213L58 214V212H56ZM110 213H112V211H110ZM138 213H139V212H138ZM35 214H36V215H35ZM75 214H76V213H75ZM117 214H118V213H117ZM126 214H127V213H126ZM32 215H33V216H32ZM108 215H109V214H108ZM31 216H32V217H31ZM48 216H49V215H48ZM56 216H57V215H56ZM56 216H55V217H56ZM106 216H107V215H106ZM113 216H114V215H113ZM57 217H58V216H57ZM107 218H108V216H107ZM115 218H116V217H115ZM43 219H44V218H43ZM55 219H56V218H55ZM116 219H117V218H116ZM124 219H125V218H124ZM126 220H127V219H126ZM48 222H49V221H48ZM49 223H51V222H49ZM123 223H124V222H123ZM126 223H127V221H126ZM24 224H25V223H24ZM85 224H86V223H85ZM120 224H121V223H120ZM35 225H36V224H35ZM54 225H55V224H54ZM86 225H87V224H86ZM122 225H124V224H122ZM127 225H128V227L132 228V225H129V224H127ZM87 227H88V226H87ZM125 227H126V225L124 226V229H126ZM38 228H39V227H38ZM50 228H51V227H50ZM122 228H123V227H122ZM36 229H37V227H36ZM124 229H123V230H124ZM127 229H128V228H127ZM32 230H33V229H32ZM38 231H39V230H38ZM72 231H73V230H72ZM86 231H87V230H86ZM50 232H51V231H50ZM122 232H123V231H122ZM86 233H87V232H86ZM258 233H259V232H258ZM261 233H262V232H260L259 234H261ZM40 234H41V233H40ZM40 234H39V235H40ZM54 234H55V233H54ZM83 234H84V233H83ZM249 234H250V233H249ZM251 234H255V233L252 232ZM263 234H264V233H263ZM55 236H56V235H53V237H55ZM125 236H128V237H129V234H126ZM248 237L250 238L251 243L254 242V241L256 240V237L253 236V235H248ZM85 238H86V237H85V234H84V235H82V236L80 237V239H81L80 241L83 243V241H84ZM122 238H123V237H122ZM216 239H217V238H216ZM156 241H157L158 245H157L156 248H154V249L156 250L155 252H156V254H157V253H159V252L161 251L162 246L159 245V244H160V241H159V239H158L157 237H156ZM36 242H37V241H36ZM36 242H35V244H36ZM215 242H216V241H215ZM220 243L222 244V242H220ZM258 243H259V242L255 243V244H258ZM262 244H263V243H262ZM36 245H37V244H36ZM218 245L221 246L220 244H218ZM37 246H38V245H37ZM130 246H131V245H130ZM216 246H217V245H216ZM88 247H89V246H88ZM88 247H87V248H88ZM224 247H225V246H224ZM250 247H251V248H250ZM250 247H249L248 250H247V249H243V250H242V249H241V250H240V249H238V250H236V249H230V250H228V249H226V248L224 249V248L222 247L223 249H222L221 251H219L221 254H220V253L217 254V255H220V258H218L219 256H216V257L212 258L211 261H208L207 259H205V260H207V261L204 260V261H205L204 263H205V264H210V263H212V264H218V263H219V264H264V249L256 250V249H258V248H257L258 245H256V246L253 245V246H250ZM255 248H256V249H255ZM68 252H69V251H68ZM180 259H181V258H180ZM203 259H204V257H203ZM174 261H175V259H174ZM177 261H178V260H177ZM181 261H182V260H181ZM161 262H162V261H161Z\"/></svg>",
    "mask_w": 264,
    "mask_h": 264
}]
</instances>
